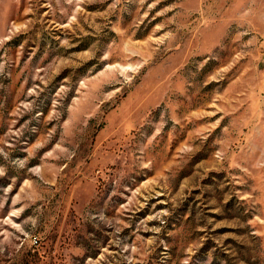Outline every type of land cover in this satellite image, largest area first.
<instances>
[{"label": "rangeland", "instance_id": "rangeland-1", "mask_svg": "<svg viewBox=\"0 0 264 264\" xmlns=\"http://www.w3.org/2000/svg\"><path fill=\"white\" fill-rule=\"evenodd\" d=\"M0 264H264V0H0Z\"/></svg>", "mask_w": 264, "mask_h": 264}]
</instances>
